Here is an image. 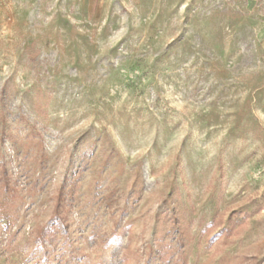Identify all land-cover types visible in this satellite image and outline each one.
Returning <instances> with one entry per match:
<instances>
[{
	"label": "rangeland",
	"instance_id": "1",
	"mask_svg": "<svg viewBox=\"0 0 264 264\" xmlns=\"http://www.w3.org/2000/svg\"><path fill=\"white\" fill-rule=\"evenodd\" d=\"M0 165V264H264V0H0Z\"/></svg>",
	"mask_w": 264,
	"mask_h": 264
},
{
	"label": "trees",
	"instance_id": "2",
	"mask_svg": "<svg viewBox=\"0 0 264 264\" xmlns=\"http://www.w3.org/2000/svg\"><path fill=\"white\" fill-rule=\"evenodd\" d=\"M74 186V181L70 182L68 177H64L55 197L52 216L44 226L35 231L34 238L40 246L52 244L58 233L67 237L66 218L74 205ZM0 195L4 197L5 201L15 200L19 196L17 187L12 183L5 167L2 165H0ZM174 244L178 254L175 261H173L174 252L166 255L165 250L159 248L153 256H148L145 264H150V262L151 264H186L183 255L180 253L183 248L181 239H176Z\"/></svg>",
	"mask_w": 264,
	"mask_h": 264
}]
</instances>
